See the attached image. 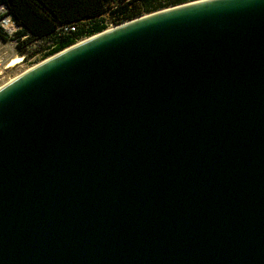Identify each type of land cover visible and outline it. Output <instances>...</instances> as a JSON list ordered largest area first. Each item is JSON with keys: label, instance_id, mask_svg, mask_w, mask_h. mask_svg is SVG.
Returning <instances> with one entry per match:
<instances>
[{"label": "water", "instance_id": "1", "mask_svg": "<svg viewBox=\"0 0 264 264\" xmlns=\"http://www.w3.org/2000/svg\"><path fill=\"white\" fill-rule=\"evenodd\" d=\"M0 264H264V0L148 12L0 86Z\"/></svg>", "mask_w": 264, "mask_h": 264}, {"label": "trees", "instance_id": "2", "mask_svg": "<svg viewBox=\"0 0 264 264\" xmlns=\"http://www.w3.org/2000/svg\"><path fill=\"white\" fill-rule=\"evenodd\" d=\"M189 0H0L19 25L10 36L0 26V38L18 47L43 41L44 59L79 40L170 5Z\"/></svg>", "mask_w": 264, "mask_h": 264}, {"label": "rangeland", "instance_id": "3", "mask_svg": "<svg viewBox=\"0 0 264 264\" xmlns=\"http://www.w3.org/2000/svg\"><path fill=\"white\" fill-rule=\"evenodd\" d=\"M113 25L115 24L111 23L109 27ZM43 48V41H33L26 46L18 47L15 41L0 38V86L40 62ZM15 56H21V61L14 66H8L10 59Z\"/></svg>", "mask_w": 264, "mask_h": 264}, {"label": "built area", "instance_id": "4", "mask_svg": "<svg viewBox=\"0 0 264 264\" xmlns=\"http://www.w3.org/2000/svg\"><path fill=\"white\" fill-rule=\"evenodd\" d=\"M0 26L10 36L14 35L19 29V25L14 21L12 16L7 13L5 4L0 5Z\"/></svg>", "mask_w": 264, "mask_h": 264}, {"label": "bare ground", "instance_id": "5", "mask_svg": "<svg viewBox=\"0 0 264 264\" xmlns=\"http://www.w3.org/2000/svg\"><path fill=\"white\" fill-rule=\"evenodd\" d=\"M20 61H21V56H15V57L10 59L8 66H14L15 64H17ZM31 67L32 66H30L29 68H31ZM29 68H27L26 70H28Z\"/></svg>", "mask_w": 264, "mask_h": 264}]
</instances>
